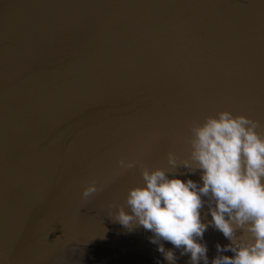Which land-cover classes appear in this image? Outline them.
Returning a JSON list of instances; mask_svg holds the SVG:
<instances>
[{
	"label": "water",
	"instance_id": "water-1",
	"mask_svg": "<svg viewBox=\"0 0 264 264\" xmlns=\"http://www.w3.org/2000/svg\"><path fill=\"white\" fill-rule=\"evenodd\" d=\"M221 110L264 129V0H0V264H169L109 217L142 183L118 161L167 168Z\"/></svg>",
	"mask_w": 264,
	"mask_h": 264
},
{
	"label": "clouds",
	"instance_id": "clouds-1",
	"mask_svg": "<svg viewBox=\"0 0 264 264\" xmlns=\"http://www.w3.org/2000/svg\"><path fill=\"white\" fill-rule=\"evenodd\" d=\"M258 129H261L258 131ZM186 158L167 154L169 167L150 169L139 159H120L119 169L140 168L142 183L127 190L124 205L109 217L128 231L142 227L151 243L169 264L189 256V264H209L206 243L211 226L229 241L216 244L211 264H264V129L258 120L229 110L193 121L184 137ZM200 174V182L179 178ZM93 179L82 191V200L102 190ZM206 198V199H205ZM211 220L202 215L205 206ZM173 248L166 249L164 243ZM230 251L232 256L224 255Z\"/></svg>",
	"mask_w": 264,
	"mask_h": 264
},
{
	"label": "bare ground",
	"instance_id": "bare-ground-1",
	"mask_svg": "<svg viewBox=\"0 0 264 264\" xmlns=\"http://www.w3.org/2000/svg\"><path fill=\"white\" fill-rule=\"evenodd\" d=\"M62 264H66V263H62Z\"/></svg>",
	"mask_w": 264,
	"mask_h": 264
}]
</instances>
